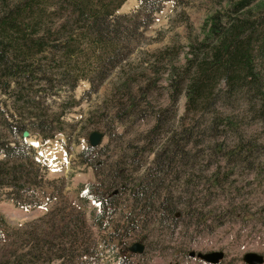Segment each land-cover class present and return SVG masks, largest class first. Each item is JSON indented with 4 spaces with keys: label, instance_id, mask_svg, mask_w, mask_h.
I'll return each instance as SVG.
<instances>
[{
    "label": "rangeland",
    "instance_id": "obj_1",
    "mask_svg": "<svg viewBox=\"0 0 264 264\" xmlns=\"http://www.w3.org/2000/svg\"><path fill=\"white\" fill-rule=\"evenodd\" d=\"M20 1L0 0V17L13 12ZM138 2L125 0L117 13L131 14ZM232 2L165 1L147 25L137 30L121 27L126 30L120 35L123 47L112 58L97 60L92 41L86 44L83 39L74 41L71 58L38 55L43 68L58 72L51 81V90L58 94L41 106L52 112L62 130L44 142L33 132L24 138L50 170L46 184L38 189L41 205L20 207L1 195L0 213L8 224L16 229L39 219L38 232L42 228L48 232L69 221L73 230H80V249H85L81 256H73V264H123L121 250L134 242L145 249L126 253L127 264H212L196 257L212 251L224 253L216 264H246L242 259L246 252L264 256V99L238 82L228 91L221 80L190 111L184 85L174 102L169 94L172 68L181 73L190 46L203 45L205 21L215 12L249 20L247 33L253 31L257 39L255 53L264 50V0L236 13L227 10ZM54 3L42 4L43 27L57 22L58 15L50 13ZM56 35L63 36L52 37ZM255 64L264 95V56ZM101 77L102 84L93 89ZM72 99L76 104L69 106ZM215 117H229L238 128L212 123ZM96 130L103 133L102 140L86 150L89 134ZM5 136L0 125V139ZM237 139L256 146L251 153L229 157L214 150L222 144L228 151ZM138 183L141 189L134 190ZM89 184L98 187L96 192L115 193L116 212L107 229H99L92 219L97 206L93 197L81 198ZM246 211L252 214L247 220ZM29 230L5 248L0 245V258L15 245H27Z\"/></svg>",
    "mask_w": 264,
    "mask_h": 264
},
{
    "label": "trees",
    "instance_id": "obj_2",
    "mask_svg": "<svg viewBox=\"0 0 264 264\" xmlns=\"http://www.w3.org/2000/svg\"><path fill=\"white\" fill-rule=\"evenodd\" d=\"M22 0L17 2L9 14L0 17V125L5 134L13 138V141L0 139V198L3 193L9 197L16 206L32 208L42 204L39 199L38 189L44 187L47 182L46 175L49 166L46 160L39 154L37 148L28 143L22 137V132L36 133L41 142L51 139L62 130L54 121L57 119L52 112L41 106L42 101L48 97L57 95L52 91L51 81L58 72L53 69H45L41 65L40 57L44 53L59 54L60 57L74 56V41L78 39L92 41V48L97 51L96 59L103 57L112 58L123 47L120 35L130 27L137 30L147 25L163 3L168 0H139L136 10L131 14H118L117 10L125 0H50L55 1L54 10L50 13L58 15L57 22L43 27L42 15L45 8L42 4L47 0ZM256 0H229L227 10L234 13L249 9ZM249 20L228 14L226 11H218L210 15L205 21L204 38L200 41L202 46L191 45L189 53L180 67L181 73L171 71L168 85L169 94L174 102L180 95L182 86H185V103L187 108H196V100L203 94L211 91V87L217 86L221 80L224 87L230 91L238 82L240 87L246 85L260 94V100L264 95L259 92L260 72L255 64V59L264 56V50L254 49L257 39L250 29ZM26 30H29L28 32ZM25 31L27 33H25ZM53 34H63L62 37ZM85 35V37H83ZM258 55V56H256ZM74 83L70 86L73 90ZM104 77L99 78L95 89L102 84ZM70 105L76 104L72 99ZM262 106V105H261ZM192 110V109H191ZM230 130H236L238 126L229 117H215L213 122ZM255 144L245 143L239 139L232 149L225 151L222 144H216L214 150L217 153L231 155L251 153ZM94 148L88 145L86 150ZM165 149L161 151V154ZM245 157V156H243ZM167 163V162H166ZM216 175L211 181H216ZM98 189L94 184H89L82 189L83 199L93 197L97 206L93 210L92 219L99 229H107L110 226L112 216L116 212L112 192L108 189ZM140 190V184H136L134 190ZM168 213L173 210L167 207ZM234 211V210H233ZM49 213H52L50 211ZM174 216L177 214H173ZM211 213L205 215V219ZM252 214L244 212L245 219H250ZM39 219L26 223L16 228L8 224L0 213V245L5 248L10 240L18 239L19 233L28 227L29 235L27 245L14 246L6 251L0 258V264H44L60 261V264H73L74 255L81 256L80 249L81 232L73 230L70 222L55 225L48 232H38ZM116 229V227H115ZM59 233H56V231ZM52 233V234H51ZM111 237V233H110ZM58 241L54 242V240ZM80 251L78 252V250ZM71 251H77L71 252ZM123 264L129 263L130 252L128 248L121 250Z\"/></svg>",
    "mask_w": 264,
    "mask_h": 264
},
{
    "label": "water",
    "instance_id": "obj_3",
    "mask_svg": "<svg viewBox=\"0 0 264 264\" xmlns=\"http://www.w3.org/2000/svg\"><path fill=\"white\" fill-rule=\"evenodd\" d=\"M30 133L27 130L22 132L23 138H28ZM103 137V133L100 131H93L89 134L88 141L91 147H96L100 144ZM145 249V246L141 242H134L131 246L128 247V250L132 253H142ZM193 255V253H190ZM224 253L222 251H212L206 253H197L196 257L205 260L206 262L216 264L223 258ZM243 261L246 264H263L264 256L257 252H246L243 257Z\"/></svg>",
    "mask_w": 264,
    "mask_h": 264
}]
</instances>
